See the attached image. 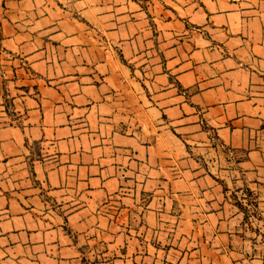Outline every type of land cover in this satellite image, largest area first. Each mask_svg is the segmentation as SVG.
<instances>
[{
  "label": "crops",
  "instance_id": "crops-1",
  "mask_svg": "<svg viewBox=\"0 0 264 264\" xmlns=\"http://www.w3.org/2000/svg\"><path fill=\"white\" fill-rule=\"evenodd\" d=\"M244 188L264 0H0V264H264Z\"/></svg>",
  "mask_w": 264,
  "mask_h": 264
},
{
  "label": "rangeland",
  "instance_id": "rangeland-1",
  "mask_svg": "<svg viewBox=\"0 0 264 264\" xmlns=\"http://www.w3.org/2000/svg\"><path fill=\"white\" fill-rule=\"evenodd\" d=\"M241 203L244 211L246 226L252 230L260 241L264 242V206L260 205L251 191L244 188L241 192V199L235 196Z\"/></svg>",
  "mask_w": 264,
  "mask_h": 264
},
{
  "label": "built area",
  "instance_id": "built-area-1",
  "mask_svg": "<svg viewBox=\"0 0 264 264\" xmlns=\"http://www.w3.org/2000/svg\"><path fill=\"white\" fill-rule=\"evenodd\" d=\"M230 153L233 154V150H230Z\"/></svg>",
  "mask_w": 264,
  "mask_h": 264
},
{
  "label": "trees",
  "instance_id": "trees-1",
  "mask_svg": "<svg viewBox=\"0 0 264 264\" xmlns=\"http://www.w3.org/2000/svg\"><path fill=\"white\" fill-rule=\"evenodd\" d=\"M239 203V205L241 206V203L240 202H238ZM242 207V206H241Z\"/></svg>",
  "mask_w": 264,
  "mask_h": 264
}]
</instances>
